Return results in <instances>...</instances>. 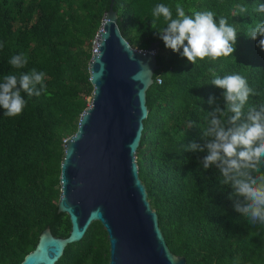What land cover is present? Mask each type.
<instances>
[{
    "label": "trees",
    "instance_id": "obj_1",
    "mask_svg": "<svg viewBox=\"0 0 264 264\" xmlns=\"http://www.w3.org/2000/svg\"><path fill=\"white\" fill-rule=\"evenodd\" d=\"M111 0H0V81L3 75L45 73L46 89L25 97L23 112L6 117L0 109V264H21L50 228L58 238L71 232L70 219L58 214L61 163L65 141L79 129L93 96L90 61L94 42ZM157 3L182 4L186 14L212 10L234 23L238 35L232 57L205 58L193 65L166 49L151 27V9ZM264 0H114L118 26L134 47L147 50L159 42L160 69L147 90L149 114L137 151L139 174L158 225L171 252L186 264H264V226L255 228L233 209L231 189L218 183V172L198 163L203 153L183 151L199 140L205 112L220 100L221 89L210 81L218 75L245 76L258 93L250 102H264V51L246 36L249 25L264 20L253 5ZM248 5L247 13L238 6ZM24 53V68L7 61ZM161 78V82L158 81ZM200 98V99H199ZM203 109L204 111H201ZM110 245L105 229L94 223L83 241L66 247L55 264H109Z\"/></svg>",
    "mask_w": 264,
    "mask_h": 264
},
{
    "label": "water",
    "instance_id": "obj_2",
    "mask_svg": "<svg viewBox=\"0 0 264 264\" xmlns=\"http://www.w3.org/2000/svg\"><path fill=\"white\" fill-rule=\"evenodd\" d=\"M90 61L92 106L78 132L65 141L58 214L71 232L58 238L50 228L21 264H55L66 247L84 240L94 223L107 232L109 264H186L170 251L157 212L140 178L137 151L149 109L147 90L155 82L159 42L134 48L122 35L111 0Z\"/></svg>",
    "mask_w": 264,
    "mask_h": 264
},
{
    "label": "clouds",
    "instance_id": "obj_3",
    "mask_svg": "<svg viewBox=\"0 0 264 264\" xmlns=\"http://www.w3.org/2000/svg\"><path fill=\"white\" fill-rule=\"evenodd\" d=\"M239 13H247L248 5L238 6ZM253 11L264 13V3L253 5ZM151 27L163 19L164 26L156 31L166 49L178 53L193 65L210 58L234 57L238 31L234 23L212 10L191 11L186 14L182 4L172 7L157 3L151 9ZM246 36L257 40V47L264 51V20L249 25ZM4 44L0 43V48ZM7 63L15 69L24 68L28 58L24 53L12 55ZM210 84L221 89L220 100L209 97L214 105L205 112L203 125L190 122L188 128L199 129V140L183 145V151L203 153L198 163L204 170L214 168L218 183L231 189L228 199L233 209L253 226H264V102H250L258 95L245 76L238 73L223 76L209 69ZM45 73L32 68L18 74L7 73L0 81V109L6 117L20 115L28 97L40 96L45 91ZM200 99V98H199ZM237 264L239 258H236Z\"/></svg>",
    "mask_w": 264,
    "mask_h": 264
},
{
    "label": "rangeland",
    "instance_id": "obj_4",
    "mask_svg": "<svg viewBox=\"0 0 264 264\" xmlns=\"http://www.w3.org/2000/svg\"><path fill=\"white\" fill-rule=\"evenodd\" d=\"M98 37V35H97ZM97 37H96V40L94 42V47L97 45ZM89 100H90V107L92 106V101H93V96L92 97H89Z\"/></svg>",
    "mask_w": 264,
    "mask_h": 264
},
{
    "label": "built area",
    "instance_id": "obj_5",
    "mask_svg": "<svg viewBox=\"0 0 264 264\" xmlns=\"http://www.w3.org/2000/svg\"><path fill=\"white\" fill-rule=\"evenodd\" d=\"M93 53H96V46L94 47ZM158 81L161 82V78H158Z\"/></svg>",
    "mask_w": 264,
    "mask_h": 264
},
{
    "label": "bare ground",
    "instance_id": "obj_6",
    "mask_svg": "<svg viewBox=\"0 0 264 264\" xmlns=\"http://www.w3.org/2000/svg\"><path fill=\"white\" fill-rule=\"evenodd\" d=\"M98 39H99V37H97V42H98Z\"/></svg>",
    "mask_w": 264,
    "mask_h": 264
}]
</instances>
